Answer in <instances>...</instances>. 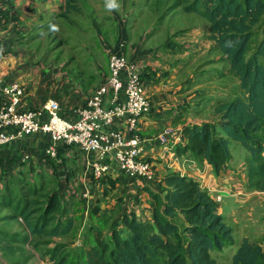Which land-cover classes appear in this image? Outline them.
<instances>
[{
    "label": "crops",
    "instance_id": "crops-1",
    "mask_svg": "<svg viewBox=\"0 0 264 264\" xmlns=\"http://www.w3.org/2000/svg\"><path fill=\"white\" fill-rule=\"evenodd\" d=\"M105 7V0H0V76L24 85L28 95L35 94V104L32 107L41 105L46 100H43L44 96L49 95L58 102L60 114L68 120H74L77 108L91 96L94 89L107 80L109 55L123 54L130 62L136 64L138 72L143 75L151 107L148 114L142 118L137 132L144 140L145 157L159 161L157 165L155 164L157 167L155 170L156 173L160 170V175L148 180L129 177L119 170L111 155L100 160L97 152L83 153L74 146L60 143L57 144L56 157L48 158L44 150L50 142V137L42 132L28 134L2 144L0 259L2 258L3 264H23V253L26 254L27 250L35 247L44 253L50 251L51 255L58 254L63 237L62 241L66 244L62 245L66 248L64 253H68L70 249H79L87 241H91L90 226L99 227L107 232L109 226L120 225L118 215L121 214L135 212L138 218L148 220L152 205L148 191H162L164 184L161 179L171 172L166 165L172 153L169 147H173L176 154L175 166L178 170L179 168L181 171L185 168L189 170L188 160H194L196 165L206 168L205 181L208 188L213 189L209 191L210 194H216L219 190L222 197L227 195L235 198L234 202L239 208L243 203L240 198L252 193L249 191L252 188L248 176L251 166L249 152L239 173L233 171L228 163L229 167L218 175L213 173L206 160H197L189 151L179 155L176 153V147L185 142L183 129L186 126L206 121L214 122L218 117L215 114L214 119L208 118V113H205L206 109H203L201 104L195 107L194 103L197 101L193 98L198 95L197 90L201 84L198 80L191 82V72L187 68L183 69L184 61L180 56L165 55L166 49L161 47L150 49L144 47V50L143 47H139L140 43L136 44L134 37H126L124 29L117 32L111 26L106 32L111 34L116 32V39L98 36L99 41L92 44L95 37L88 39L91 32L87 24L94 23L93 19L97 12L110 19L111 25H113L111 20L119 21L117 13L121 12V8L109 10ZM62 22L66 26V36L73 40L76 51L79 54L85 51L82 57H71L70 59H74L75 62L65 69L62 64L66 58H61L55 63L51 55L57 53L56 46L61 43V39L58 40L55 35L50 38L47 36L46 45L45 40L40 38L43 32L47 30L49 34L54 26L59 27ZM116 29H119L118 26ZM51 43H54L53 48ZM163 46L172 48L173 44ZM48 51L50 55L47 54ZM155 51L159 53L150 57L149 55ZM145 55L147 56L143 58ZM85 56L86 59L83 60ZM47 58L50 60L45 62ZM72 79L75 82H82L83 85L77 83L72 85L70 83ZM260 123L259 132L262 133L264 119H261ZM116 125L122 128L124 135H127L121 121L117 120ZM99 161L108 164V171L96 178L93 176V166ZM179 171L174 169L172 172ZM36 174L41 178L39 184L42 182V185H47L50 196H54L58 201L53 211L60 206L65 211L67 219L72 218L73 226L64 236L46 235L49 239L37 240L30 246V240L36 237L43 238L45 234L29 231L21 213L15 210L13 213L9 197L13 191L11 188L13 182L17 180L18 185L26 183L27 177ZM103 176L105 178L102 181ZM108 177L116 181L114 188L109 186ZM118 187L121 188L119 194L113 197ZM260 192L264 193L262 190ZM96 205L100 210L94 215L92 210ZM218 208L221 213L219 205ZM245 237L252 240L249 236ZM42 243L44 245L50 243L47 245L50 248L47 250L46 247H41ZM51 261L52 259L49 264Z\"/></svg>",
    "mask_w": 264,
    "mask_h": 264
},
{
    "label": "trees",
    "instance_id": "trees-1",
    "mask_svg": "<svg viewBox=\"0 0 264 264\" xmlns=\"http://www.w3.org/2000/svg\"><path fill=\"white\" fill-rule=\"evenodd\" d=\"M183 10L208 21L209 38L226 60L242 94L214 107L217 121L186 126L185 142L175 151L178 155L189 151L197 160H206L218 175L228 167L231 140L237 141L249 152L248 176L253 187L254 165H259L256 173H264V162H257L264 153V132H259L264 119V29L263 39L250 55L248 52L252 26L264 14V1L192 0ZM108 182L115 187L114 179ZM161 182L162 191H148L152 202L148 220L132 212L118 215L120 225L109 226L107 232L90 226L91 241L83 247L81 264H219L213 253L231 247L229 264H264V250L257 240L244 237L235 246L232 227L197 180L171 171ZM255 186L264 191V174ZM49 197L45 210L53 211L58 201ZM22 208L21 216L31 233L64 236L72 229V218L48 227L45 222L33 224L26 207ZM99 210L96 205L92 213L97 215ZM59 254L52 255L51 259L57 255L52 264H67V253Z\"/></svg>",
    "mask_w": 264,
    "mask_h": 264
},
{
    "label": "rangeland",
    "instance_id": "rangeland-1",
    "mask_svg": "<svg viewBox=\"0 0 264 264\" xmlns=\"http://www.w3.org/2000/svg\"><path fill=\"white\" fill-rule=\"evenodd\" d=\"M190 2H192V0H187L186 2H184V0H116L119 8H121V12L117 13L119 21L116 19L115 21L111 20L113 24L111 25L110 19L108 20L102 13L97 12L95 16L93 15L94 23L87 24L91 32L88 39L93 36L95 37L92 44L99 41L98 36H102L104 39H107V37L116 39V32L115 34L106 32L111 26V28H115L117 32L124 29L126 37H134L137 41L136 44L140 43L139 47H143L144 50L145 48L161 47L166 49L165 55H170L172 57L180 56L184 61L183 65L185 67H183V69L187 68L189 72H191V82L193 83L198 80L201 84L199 90H197L198 95H195L193 98V100L197 101L194 103L195 107L201 104L203 109H206L205 113H208V118L214 119V107L219 102L231 100L235 96H241L242 91H240L238 87L237 79L230 73L228 64L223 55L216 49L214 42L209 38L208 21L197 13L185 12L183 10V6ZM89 15L90 17L92 16V14ZM64 26L65 24L62 22L59 27L58 25L54 26V28L52 27L53 29L49 34L46 30V32L40 35V38L45 40L46 45L48 43L47 36L50 38L55 35L58 40L61 39V43L56 46V50H58L57 53L55 52L56 54L52 53L51 55L55 63L61 58H66L62 64L63 69L72 65V62H75L74 59H70L71 57H82V53L85 54V51L81 52V54L76 51V48L73 46V40L66 36L67 30L66 26ZM117 26L119 29H116ZM68 27L70 28V25ZM263 29L264 14L261 16L258 23L252 26V36L248 55L252 53L256 45L263 39ZM138 38L140 40H137ZM163 44H167V46L173 44V46L172 48H167L163 46ZM53 46L54 43H51V48H53ZM83 46L85 47L86 45L83 43ZM54 50L55 49H53V51ZM49 51L47 52L48 55H50ZM158 53L159 52L155 51L149 56L154 57ZM146 56L147 55L142 57L144 58ZM84 59H86V56L83 57V60ZM49 60L50 58H47L45 62ZM47 69L48 68L45 70L47 71ZM141 78L143 79V75H141ZM70 83L72 85H75V83H77V85H83L82 82H75L74 79H72ZM34 97L35 94H27L26 88L25 95L21 97L19 108L23 110L32 107L35 104ZM44 97L43 100L47 99L49 95ZM216 117L218 116L216 115ZM229 148L231 157L228 163H230L233 171L239 173L244 167L243 165L247 159L246 155L248 151L233 140H231ZM150 161L154 164L159 163L158 160L150 159ZM257 162L258 164L264 162V153L257 158ZM156 165L154 167H156ZM257 166L259 165H254L253 169L254 175L252 178L254 185L249 189L252 193L246 197L240 198L243 203L240 204L239 208L234 202L235 198H231V196L227 195H223L222 200L217 204L221 207V213L225 222L232 227L234 239L237 244L242 241L243 237L249 236L252 240H257L264 250V193L260 192L261 190L255 186L257 180L262 178L264 173H256ZM159 175L160 170L156 173V176ZM40 179L39 175H32L31 177H27L26 183L23 182L20 185H18V181L15 179L16 182H13L11 187L13 191L9 197L13 213L14 210L19 213L21 209H23L22 207H26L30 214V221L33 224L37 221H39V223L45 222L47 223L46 227H48L57 222L64 223L67 220V216L60 206L55 211L45 210L50 198V189L47 185H42V182L39 184ZM120 189V187L117 188V192L113 197L119 194L118 192ZM210 190L213 189L211 188ZM211 195H214L212 198L215 200L216 194L211 193ZM218 211H220V208H218ZM106 219H109L108 215ZM40 239L47 240L49 238L46 234L43 238L36 237L30 240L29 245L31 246L33 242ZM62 240H64V237L61 239V244L63 246L66 245ZM49 244L50 243H46L44 245L42 243L41 247H46L48 250L50 247H47V245ZM54 244L57 245L56 243ZM61 244L59 247L61 248L59 256L63 255L66 250ZM83 247L84 245L79 249H70V251H68L66 254L67 264L82 263L83 259L81 253ZM232 248L233 247L225 248L218 253L214 252L213 256L219 264H229L231 254L233 253ZM50 257L52 258L50 251L44 253L36 247L34 249L30 248L26 251V254L23 253V264H49L51 260ZM53 259H57V255H55ZM1 263L3 264V262Z\"/></svg>",
    "mask_w": 264,
    "mask_h": 264
},
{
    "label": "built area",
    "instance_id": "built-area-1",
    "mask_svg": "<svg viewBox=\"0 0 264 264\" xmlns=\"http://www.w3.org/2000/svg\"><path fill=\"white\" fill-rule=\"evenodd\" d=\"M108 78L94 89L91 96L77 108L74 120L60 114V106L53 98L41 105L21 110L19 104L26 88L19 82L0 76V146L28 134H48L50 142L44 150L48 158H55L57 144L74 146L83 153L97 152L100 160L111 155L119 170L129 177L144 180L156 176L155 164L144 155V140L137 130L142 118L150 111V101L136 64L123 54L108 57ZM123 123L124 135L116 121ZM173 148V147H172ZM167 167L178 174L197 180L208 191L206 168L188 160L189 170L176 168L173 149ZM175 167V168H174ZM108 164L99 161L93 166V176L101 177ZM217 190L215 201H221Z\"/></svg>",
    "mask_w": 264,
    "mask_h": 264
},
{
    "label": "clouds",
    "instance_id": "clouds-1",
    "mask_svg": "<svg viewBox=\"0 0 264 264\" xmlns=\"http://www.w3.org/2000/svg\"><path fill=\"white\" fill-rule=\"evenodd\" d=\"M106 7L109 10H113L119 7V5L116 3V0H106Z\"/></svg>",
    "mask_w": 264,
    "mask_h": 264
}]
</instances>
